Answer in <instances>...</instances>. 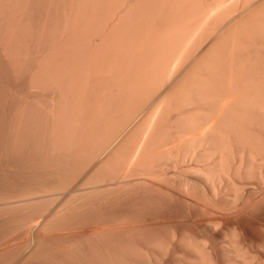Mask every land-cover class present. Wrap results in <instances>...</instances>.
<instances>
[{"label": "bare ground", "instance_id": "bare-ground-1", "mask_svg": "<svg viewBox=\"0 0 264 264\" xmlns=\"http://www.w3.org/2000/svg\"><path fill=\"white\" fill-rule=\"evenodd\" d=\"M245 1L240 14L234 0H54L64 11L42 23L23 0L7 57L25 75L29 52L43 55L31 86L55 93L48 117L23 101L0 149L46 162L49 180L80 176L2 184L7 238L22 232L29 247L89 231L66 246L78 264H264V27L248 25ZM243 23L258 36L243 26L238 38Z\"/></svg>", "mask_w": 264, "mask_h": 264}, {"label": "rangeland", "instance_id": "rangeland-1", "mask_svg": "<svg viewBox=\"0 0 264 264\" xmlns=\"http://www.w3.org/2000/svg\"><path fill=\"white\" fill-rule=\"evenodd\" d=\"M23 0H17V1H15L16 2V7H13V6H15V2L13 1V4H11L12 3V1L10 0V6L11 7H13L12 9H14L13 11L9 8V7H7V8H9L10 9V12L12 11V13H10L9 14V9H5L6 11H8V13L7 12H4V9H2L3 7H4V4L2 5V4H0L1 5V7H0V144H2L0 147H2V148H4V145H3V143H5V138H4V131H3V128L6 126H4V123H6L7 122V125L9 124V123H11V121L13 122V124L15 123V121H16V119L18 118L17 116L19 115V113H18V111H19V107H21V105H22V103H23V101L25 102V100L26 101H28V105L30 104V106H28L29 108L30 107H33V108H30V109H28L29 111L32 109V110H34V109H36V107H37V102H38V105L40 104V106H38V108L39 107H42L43 109H42V114L44 113V111H45V113L47 112V110L45 109V108H47L46 106H48L49 105V103H50V100H51V98H53L54 97V93H55V90H53V89H51V88H49V90L48 89H43L42 91H38V89H35V88H32V86H31V72L33 71L34 72V70H36V68H37V66H38V64L40 63L39 61V57H43V55L42 56H37V54H35V53H31V52H29L30 53V55L28 56V61H27V66H28V71H27V73H25V75H24V73H20L19 74V72L21 71V69H19L18 70V68L20 67H18V65L20 64V62L18 63L17 62V60H18V58L16 57V59H14L15 58V56H17V55H15L16 53H17V51H16V53L15 52H13L14 53V57L12 56V57H7V53H8V49H6V47H4L5 45H6V43L8 42V36H7V34L5 33V31H7L6 29H8V27H7V20H11V22L13 23H11V22H9L8 23V25L10 24V27H11V25H13V27H17L16 29H17V31H18V29H20V27L22 26V23H19V21L20 22H22V20H21V14H22V12H21V10H20V8L19 7H21V5H23V3L20 5V3L22 2ZM32 1V5L34 4V3H37V4H40L39 6H40V8H39V10H36V14L33 12V14H34V19H36L37 18V20H42V23L44 22V19L46 18L45 17V14H47V12L50 10H53L52 11V13L53 14H56V13H59V15L64 11V10H62V7H60V5H58V8H57V6H54V4L52 3L51 5L53 6H51V5H49L50 4V1L52 2V1H54V0H31ZM245 0H234V3L236 2L237 4H238V8L236 9V12H237V10L239 11V12H237V13H240V14H242L241 13V10H243L244 8H242V6L244 7V5H247V3L245 4V2H244ZM248 2H249V8H251L252 6H253V8H251L252 9V12L254 11H256L255 12V14L254 13H252V15H253V17H252V20H251V23L250 24H248V25H251L250 27L252 28V29H254V30H258V29H256V27H257V25L256 24H258V21L261 23H259L260 25H261V27H264V25L262 24L263 23V20H264V12L262 11V10H260V9H262L263 8V6H264V4H262V3H264V0L263 1H261V0H257V2H256V0H247ZM253 1L254 2H256V3H258V1H259V3L258 4H262V6L260 7L259 5H255V3H253ZM3 2V0H0V3H2ZM8 2V1H7ZM6 1H5V3H7ZM233 2V1H232ZM239 2V3H238ZM243 2H244V5H243ZM253 4H252V3ZM261 2V3H260ZM4 3V2H3ZM252 6H251V5ZM6 5V4H5ZM7 5H8V3H7ZM6 5V6H7ZM13 5V6H12ZM20 5V6H19ZM233 5V4H232ZM236 5V4H235ZM3 6V7H2ZM48 6H50V7H48ZM229 6H231V5H229ZM237 6V5H236ZM236 6H234V7H236ZM257 6V7H256ZM233 7V6H232ZM260 7V8H259ZM241 8V9H240ZM256 8V9H255ZM49 9V10H48ZM259 9V10H258ZM47 10V11H46ZM258 10V11H257ZM264 10V9H263ZM261 11V13H259ZM2 12L5 14H2ZM257 12H258V14H257ZM7 13V14H6ZM65 13H68L67 12V9H66V12ZM8 14H9V16H11V14H12V19H10V17H8ZM257 14V15H256ZM260 14V15H259ZM262 14V15H261ZM4 15V16H3ZM15 15V16H14ZM66 15V14H65ZM255 16H257V17H255ZM261 16V17H260ZM254 17H255V19H254ZM9 18V19H8ZM257 18V19H256ZM263 20H262V19ZM4 19H5V21H4ZM17 19V20H16ZM33 19V20H34ZM254 19V20H253ZM257 22L256 24H255V22ZM16 22V23H15ZM254 23V28H253V23ZM244 24V25H243ZM243 24H241V27H239L237 30H239V31H236L237 33H236V35L238 36V38H240V39H243L242 37H244V38H246L245 37V31H249L251 28H249V26L247 25L246 26V24L245 23H243ZM21 25V26H20ZM256 25V26H255ZM263 25V26H262ZM244 26V30H245V28H246V30L244 31V30H242L243 27ZM259 27V26H258ZM2 28V29H1ZM247 28H249V30L247 29ZM259 29H261V28H259ZM263 29V28H262ZM253 30V31H254ZM244 31V36H239V32H243ZM252 30H250V32L252 33L253 32ZM261 31V30H260ZM263 31V30H262ZM261 31V32H262ZM247 32H246V35H248V34H251L250 32L247 34ZM260 32V33H261ZM264 32V31H263ZM262 32V33H263ZM254 33H256L255 35H256V37L258 36L257 35V33H259V31L257 32H255L254 31ZM254 33H253V35H254ZM261 33V34H262ZM261 34L259 35V36H261ZM264 34V33H263ZM249 36H252V34L251 35H249ZM253 37H255V36H252V38ZM256 37L254 38V39H256ZM261 37H263V36H261ZM2 39V40H1ZM257 39H260V37H258ZM256 39V40H257ZM59 40H61V38H58V40H57V43L58 42H61V41H59ZM17 40L15 39V42H16ZM262 43H263V38H262ZM15 44V43H14ZM16 44H17V42H16ZM263 45H264V43H263ZM18 47L20 48V45L18 44V46H14V50H16V48L18 49ZM264 47V46H263ZM7 50H5V49ZM4 49V50H3ZM262 49V48H261ZM264 49V48H263ZM263 49H262V51H263ZM13 50V51H14ZM20 50H22L21 48H20ZM19 49H18V52L20 51ZM261 51V52H262ZM263 53V52H262ZM18 54V53H17ZM20 55V54H19ZM36 55V56H35ZM18 57H20V56H18ZM10 58H12V60H14L15 61V65L13 64V61L10 59ZM18 61H20V60H18ZM17 69V70H16ZM24 70V69H23ZM19 71V72H18ZM31 71V72H30ZM23 74V75H22ZM47 91V92H46ZM42 93V94H41ZM41 94V95H40ZM51 94V95H50ZM35 96H37L36 98L37 99H35V98H33V97H35ZM39 96V97H38ZM40 96H42V97H40ZM48 97V98H47ZM47 98V99H46ZM35 101H34V100ZM36 100H38V101H36ZM43 102V103H40V102ZM47 101V102H46ZM31 102H33L32 103V105H31ZM35 102H36V104H35ZM45 102V103H44ZM23 104H25V103H23ZM43 105V106H42ZM44 106H45V108H44ZM44 113V114H45ZM192 113H194V111H192ZM9 114H10V117H9ZM17 114V115H16ZM43 114V115H44ZM7 116V117H6ZM47 115H44V117H46ZM11 117H12V119H11ZM43 117V116H42ZM43 117V118H44ZM48 117V116H47ZM176 117V116H175ZM8 119V120H7ZM11 119V120H10ZM7 120V121H6ZM8 121H10L9 123H8ZM2 124V125H1ZM30 125V124H29ZM2 126H4L3 128H2ZM9 126H10V124H9ZM32 126V125H31ZM31 126H29L30 128H31ZM26 127V126H25ZM27 127H28V125H27ZM10 127H8V129H9ZM30 128H28L29 130H30ZM8 129L6 128V130L8 131ZM6 131V132H7ZM5 132V133H6ZM9 132V131H8ZM9 135H11V132H9ZM11 138H12V136H10ZM11 138H9L10 140H11ZM7 139V138H6ZM13 139V138H12ZM7 141V140H6ZM8 142V141H7ZM13 142V141H12ZM11 144V143H10ZM36 144L37 143H35V146H31L32 148L30 149V150H32L33 148H38V149H40L41 147H36ZM9 145V144H8ZM10 146V145H9ZM2 148L0 149V190L2 189L3 190V187H4V185H8V184H21V183H25V182H27L26 183V185H33L34 183H36V182H38V178L39 179H42L43 177H45L44 176V174L46 173V177H47V180L50 182V180H51V183L53 182L54 183V181H56L57 179H59V181H56V183H58V182H60V183H62V181L64 180V181H68L67 180V178H70V175H73V176H76V175H74V172L75 171H73V173L72 174H68V172L70 171V170H65V169H63L64 171H65V173L67 174H65L64 173V171L62 172L61 170H62V168H60V172H61V175L63 174L64 176L66 175L67 176V178H66V180L64 179V177H63V175L62 176H60L59 178H57L56 180L54 179V178H56V177H54L53 179H54V181H52V178H50V180L48 179V177H49V175L47 174V173H51L52 171H53V169L51 170V169H49L48 168V166H46V165H48V164H45L46 162H39L38 160H33V161H31V159L29 160V159H25V158H23L20 154H18V152L16 153V152H13L12 154H9V158H10V160H9V158H8V160L6 159V157H7V155H8V153H5V152H7V150H6V148L5 149H3L5 152H3L2 151ZM4 154H3V153ZM5 154H6V156H5ZM21 156V157H20ZM18 157V158H17ZM21 158H23V159H21ZM33 158V157H32ZM13 160V161H12ZM7 161H9V163L7 162ZM38 164H37V163ZM8 164V165H7ZM32 164V165H31ZM44 164V165H43ZM48 169L49 170H51V172H49L48 171ZM43 170V171H42ZM56 170V169H55ZM54 170V171H55ZM59 170V168H57V172H59L58 171ZM66 171H68V172H66ZM4 172V173H3ZM53 173V172H52ZM70 173H71V171H70ZM75 173H77V172H75ZM80 172H78L77 173V176H80V175H78ZM42 174V175H41ZM55 174V172L52 174V176L51 177H53V175ZM56 174H58V173H56ZM56 174L54 175V176H56ZM60 175V174H59ZM58 175V176H59ZM69 175V176H68ZM62 177V178H61ZM71 178H72V176H71ZM44 179H46V178H44ZM61 179V180H60ZM63 179V180H62ZM77 179H79V177H76V180ZM31 181H33L32 183H31ZM63 181V183H65ZM5 182V183H4ZM62 183V184H63ZM2 184H4L3 186H2ZM2 186V187H1ZM4 189H5V187H4ZM2 199V198H1ZM1 199H0V201H1ZM4 199H2V201H3ZM2 201L0 202V203H2ZM4 204H7L6 202H7V200L5 201L4 200ZM13 202V201H12ZM8 203H9V201H8ZM10 203H11V200H10ZM44 205V204H43ZM42 206V205H41ZM84 206V205H83ZM98 207V206H97ZM40 208H42V210H43V207H39V208H37V210L35 211H33V213H35V214H39V215H41L44 211H41V209ZM87 208V207H86ZM91 208L93 209V211H89L88 209H90L91 210ZM88 209H83V211L85 212V213H82L84 216H86L88 213H93L94 211H96L95 209H97L98 210V208H96V206H92V207H90L89 208V206H88ZM86 210H88L87 212H86ZM40 211V213H38ZM82 211V212H83ZM260 211V210H259ZM18 212V211H17ZM19 212H21V211H19ZM18 212V213H19ZM37 212V213H36ZM97 212V211H96ZM260 212H262V210L260 211ZM263 212H264V210H263ZM2 213V212H1ZM18 213H16L17 215H15V218L13 219V221H16L18 218H19V216H20V213H19V215H18ZM71 214V213H70ZM86 214V215H85ZM259 214V215H258ZM261 213H258V211L256 212V215L254 216V219L256 218V217H258V216H260V218H263L262 220L259 218V220H258V223H257V221H256V219H255V221H256V223L257 224H262L263 222H264V214L263 215H260ZM258 215V216H257ZM67 217V215L65 216V215H60V217ZM72 216V215H71ZM80 216V215H79ZM83 216V217H84ZM2 218H0L1 220H0V222L2 223V221H9V219H6L5 218V220H2L3 219V217L4 216H1ZM17 217V218H16ZM59 216L58 217H56V218H54L55 220L56 219H59L60 218ZM62 217H61V220H62ZM78 218H80V217H78ZM251 218L253 219V217L251 216L250 218L248 217V219H245V220H247V221H249L248 223L247 222H245V225L247 226V228L248 229H251V227L252 226H254L253 224L254 223H252V225H251V223H250V221H252L251 220ZM54 219H52V222L53 221H55ZM66 219V218H65ZM250 219V220H249ZM18 221H19V219L16 221L17 223H18ZM50 221V220H49ZM75 222L76 221H78V219H75L74 220ZM15 222V223H16ZM253 222H254V220H253ZM43 222H41L40 224H42ZM46 223H48V222H46ZM49 223H51V222H49ZM247 223V224H246ZM5 224V223H4ZM43 224H45V222L43 223ZM42 224V225H43ZM251 225V226H250ZM7 226V225H6ZM5 225L3 226H0V244L2 245L3 244V246H0V249H1V251H0V264L2 263V264H75V263H77L78 264V262H75L73 259H72V257L71 256H69V257H71V262H70V258H68V256H66V255H69L68 254V252H70V254L73 256L74 254H73V250H75L76 248H74L73 249V247H66V246H69V245H72V243L74 244H77V243H82L83 242V240H84V242H86V241H88L87 239H90L91 238V233L89 232V231H83V230H79V228H78V232H76V233H74V234H72V235H70V236H68V237H64V238H59V239H56V240H49L48 241V243H47V241H45V243H43L42 245H41V242L40 241H37L38 243H37V245L35 246L34 245V243L32 244H30L29 242H28V244H30V245H28L29 247H27V243H26V245H25V243L23 244V243H21L22 242V240L21 239H23L24 240V238H26V236L24 237V238H22V236H24V235H22L21 233L19 234L17 231L16 232H14V234L11 236L10 234H9V237H13L14 236V238L12 239V241L10 242V241H7V240H9V239H11V238H7L8 237V234L6 233L7 231L6 230H8V233L11 231H9V227H6ZM3 228H5V229H3ZM8 228V229H7ZM10 229H11V227H10ZM81 231V232H80ZM24 232H26V231H24ZM24 232H23V234H24ZM17 233V234H16ZM16 234V235H15ZM77 234V235H76ZM79 234V235H78ZM19 235V236H18ZM89 235H90V238H89ZM21 236V237H20ZM19 237H20V239H19ZM4 238H5V240H4ZM7 238V239H6ZM15 238H16V240L18 241H16L15 240ZM73 238V239H72ZM87 238V239H86ZM19 239V240H18ZM64 239V240H63ZM70 239V240H69ZM86 239V240H85ZM13 240L14 241H16L15 243H16V245H14L15 243H12L13 242ZM20 240H21V242H20ZM58 240V241H57ZM4 241V242H3ZM1 242H3V243H1ZM8 243V244H6V243ZM64 242V243H63ZM5 243V244H4ZM10 243H12L13 244V246H8V245H10ZM20 243V244H19ZM68 243V244H67ZM19 244V245H18ZM54 244V245H53ZM74 244V245H75ZM5 245H6V247H5ZM35 246V247H34ZM40 246V247H39ZM15 247V248H14ZM17 247V248H16ZM32 247H34V250L32 251L31 250V248ZM36 247H38V249L36 248ZM4 250H3V249ZM11 248V249H10ZM13 248V249H12ZM70 248V249H69ZM15 249H17V250H15ZM30 249V250H29ZM11 250V251H10ZM20 250H21V252H20ZM70 250V251H69ZM5 251V252H4ZM28 251V252H27ZM73 251V252H72ZM78 250H76L75 252H77ZM27 252V253H26ZM29 252H31V253H29ZM33 252V253H32ZM74 252V253H75ZM79 252L80 253H83L84 251H80L79 250ZM6 253V255H4ZM66 253V254H65ZM77 254H79V253H77ZM2 255V256H1ZM20 255V256H19ZM25 255V256H24ZM31 255V256H30ZM76 255V254H75ZM23 256V257H22ZM64 256L68 259V262H67V260L65 261V259H64ZM22 257V258H21ZM29 257V258H28ZM21 258V259H20ZM9 259V260H8ZM15 259V260H14ZM20 259V260H19ZM27 260V261H26ZM14 261V262H13ZM66 262V263H65ZM75 262V263H74Z\"/></svg>", "mask_w": 264, "mask_h": 264}]
</instances>
